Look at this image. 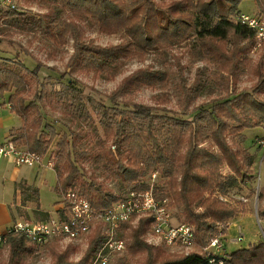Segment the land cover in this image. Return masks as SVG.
Here are the masks:
<instances>
[{
	"label": "trees",
	"instance_id": "1",
	"mask_svg": "<svg viewBox=\"0 0 264 264\" xmlns=\"http://www.w3.org/2000/svg\"><path fill=\"white\" fill-rule=\"evenodd\" d=\"M23 1H39L48 11L35 12L23 7L9 9L3 16L11 25L30 32L43 31L63 44L68 37L72 38L74 51L68 66L87 70L104 79L116 77L129 60L145 61L149 53L163 55L185 43H190L192 55L213 63L214 69L209 74L205 69H198L190 83L185 76L186 65L181 57L175 56L178 79L174 89L180 114L167 107L147 105L134 99L142 87L164 90L173 82L171 73L164 69L150 65L137 68L126 75L107 98L111 105L101 102L99 123L112 139L113 146L118 147L115 154L109 148V157L106 158L117 169L116 174L123 182L125 192L150 189L151 182L147 183L146 177L157 172L159 179L169 180L173 193L169 194L165 184L156 183V197H175L181 203L184 223L194 227L196 246L200 250L209 244L212 236L227 234L229 221L245 209L243 202L237 206L229 205L219 197L230 193L240 182L247 183L253 179L252 168L256 158L254 153L238 146L237 138H244L242 134L246 129L264 125V99L259 97L264 95L262 61L255 68L258 80L253 91H237L239 78L251 64L249 54L254 47L253 30L237 20L242 0ZM256 3L259 16L264 18V0H256ZM64 12L73 13L76 18L65 17ZM88 18L98 25L100 32L119 34L123 38L122 43L104 46L92 40L86 41L77 19ZM39 68L36 65L32 72L38 73ZM68 86L70 93L75 95L74 101L70 99V93L58 94L59 99L66 103L65 118L78 125L94 123L93 115L82 98L83 91L73 82ZM207 88L211 96L218 88L225 94L220 93L218 97L196 105ZM28 91L29 82L20 71L0 69L1 106L9 104L10 111L22 120L19 128L11 130L10 140L21 148L47 156L58 133L45 122L37 100H28ZM36 97L42 98L40 95ZM109 109H114L115 114H111ZM188 112L191 119L187 117ZM135 118L142 119V122L136 124ZM159 125L164 132L162 139L155 133ZM229 135L232 143L227 139ZM204 142L208 145H201ZM71 145H75V139L70 141L67 135L57 143V156L65 161V171L57 173L56 194L64 197L77 182L78 191L98 210L110 208L122 199L126 193H115L95 179L87 178V172L81 171L72 160L68 151ZM96 158L98 162L102 160L100 156ZM224 165L230 169L229 174L222 172ZM152 167L155 169L151 171ZM39 192L26 185L22 186L21 194L24 201L35 200L40 209ZM64 211L65 208L57 213L64 214ZM37 212L42 220L51 217L49 212ZM258 214L264 218V204ZM130 225L122 224L120 235L132 253L145 254L144 264H214L200 251L173 256L148 244L143 237L146 219H141L137 227ZM105 238L99 226L89 236L88 248L79 261L70 260L74 247L69 246L65 251H54L51 264H90L101 250ZM30 243L23 236L10 235L6 243L10 252L6 264H20V257L34 248ZM126 260V257H119L114 264H125ZM229 262L264 264V243L230 253Z\"/></svg>",
	"mask_w": 264,
	"mask_h": 264
},
{
	"label": "rangeland",
	"instance_id": "2",
	"mask_svg": "<svg viewBox=\"0 0 264 264\" xmlns=\"http://www.w3.org/2000/svg\"><path fill=\"white\" fill-rule=\"evenodd\" d=\"M15 7H23L24 10L32 9L35 12H46L48 8L39 1L24 3L23 0H0V69H16L26 76L29 82L28 100H37L39 109L45 117V122L52 125L58 133V137L55 139L47 155L54 159L55 166L50 167L47 163L40 164L44 169L51 170L47 175V180H49V182L43 190V202L46 207L51 210V212H49L51 217L55 215V212L61 204H59V201H62L63 197L58 196L53 188L56 186L57 173L59 171H65V161L60 160L57 156V143L61 137L65 135L69 136L70 141L75 139V145H71L68 151L71 153L72 160L79 169L87 172V178L91 177V180L95 179L98 184H103L105 187L112 189L115 193L125 194L127 191L125 192L126 188L123 187V182L116 174L117 169L113 165L111 166L106 158L109 157V154H107L109 148H111L112 152L115 154L118 151V147L115 146L114 148L112 139L108 137L103 126L99 123V112L102 110L100 108L101 102L106 101L107 105H111L107 98L113 93L121 80L137 68L150 65L157 69L169 71L172 75L173 82L164 90H152L142 87L136 92L134 99L139 103L147 105L167 107V109L174 111L176 114H180L181 108L178 106L174 89V83L178 79L175 56L181 57L182 63L186 65L187 69L185 71V76L189 79L190 83L194 80L198 69H205L206 73L209 74L214 69L213 63L200 60L198 57L192 55V51L190 52V43H185L182 46L170 49L163 55H160L158 52L149 53L145 61H139L137 59L129 60L123 65L121 72L116 77L113 79H104L87 70L68 66L69 59L74 51L72 38L68 37V41L63 44L59 39H53L43 31L30 32L11 25L3 16V13ZM55 7L59 6L55 5ZM239 9L241 13L259 16L256 0H242ZM63 16L76 18L73 13L69 12H64ZM77 20L86 41L92 40L104 46L120 44L123 41V38L119 34L107 35L100 32L98 25L89 18ZM249 58L251 59V64L245 69L237 83V91L240 93L253 91V85L258 80L255 74V68L259 61L263 63L262 69L264 72V47L257 51L252 47ZM36 65H39L40 68L38 73L35 74L32 70ZM71 82L75 83V86L83 91L82 98L87 103L89 112L93 115L94 123L89 126L74 124L64 116L66 103L59 99L58 94H69L70 89L68 85ZM220 93L224 95L225 91L218 88L211 96V92L207 88L197 99L196 105L216 98ZM37 95H40L42 98H37ZM69 95L70 99L74 101L75 95L72 93ZM259 97L260 99H264V95H260ZM114 111V109H109L111 114H115ZM189 112L187 117L191 119L192 115L189 114ZM128 117L132 118L131 115H128ZM141 122L142 119L135 118L136 124ZM74 133H80L81 135L76 136ZM155 133L159 139H162L164 136V132L160 128V125L155 130ZM243 135L244 138H237L238 146L244 147L255 154V164L252 168L254 176L249 182H240L230 191V193L236 195L238 199L243 197L247 202L242 200L226 202L229 203V205L235 206L243 202L245 209V212L229 221L230 223L234 220L225 236V244L229 254L238 249L259 244L262 242L264 235V218L260 217L258 214V210L264 204V199L262 198L264 192V146L259 143L260 139H264V125L257 128L246 129L243 131L242 136ZM227 139L232 143V137L230 135ZM201 145L207 146L208 143L204 142ZM97 156L102 157V160L98 162ZM154 169L155 168L152 167L150 170L152 171ZM222 172L224 174H229L230 169L224 165L222 167ZM259 173H261L262 176L260 182H258ZM151 175L152 174H149L146 177L147 183H158V185L165 184L166 188L169 189V194L173 193L168 179L165 182L163 181L164 179H159V177H157L155 181H153ZM72 188L79 190L78 183H74ZM174 198L171 197L168 199L170 200L169 203L173 212V221L174 223H184L183 206ZM26 204L27 203H24L22 206L15 207V219H27V217H30L28 219H43L38 217L39 213L37 211L42 210L38 209L37 203ZM35 207L37 208L35 209ZM26 208L29 209V211ZM140 221L130 226L137 227ZM238 226H241L245 237L241 242H234L239 235ZM143 237L148 244L155 246L159 250H164L173 256L187 255L194 251H200V248L197 246L191 249L170 248L163 243H157L156 240H152L151 242L150 239L152 238L148 225ZM88 241L77 242L76 244L60 240L49 241V243L44 245L30 243L34 248L32 251L20 257V264H51L54 251L62 252L69 246L74 247L69 258L77 262L86 252ZM9 253L8 244L0 247V264L7 263ZM119 257H126L127 260L125 264H144V258L146 256L141 252L132 253L129 246H127L125 251L114 258L112 264H114L115 260ZM90 264H92V260Z\"/></svg>",
	"mask_w": 264,
	"mask_h": 264
},
{
	"label": "built area",
	"instance_id": "3",
	"mask_svg": "<svg viewBox=\"0 0 264 264\" xmlns=\"http://www.w3.org/2000/svg\"><path fill=\"white\" fill-rule=\"evenodd\" d=\"M237 20L254 32V50L264 47V18L258 15L240 13ZM9 105V104H8ZM1 107V101H0ZM259 143L264 146V139ZM115 148V147H114ZM0 157L12 159L18 165L35 166L47 163L54 167L51 156L41 155L38 152L21 148L11 140L0 142ZM152 180L158 173H152ZM258 174V182L261 181ZM145 191L130 190L124 197L110 208L98 210L90 200L78 190L70 189L62 198L58 210L64 209V214L55 212V215L45 220L21 219L5 231H0V246L7 243L10 235L23 236L31 243L44 245L49 241L60 240L71 243L88 241L89 236L99 226L106 237L98 254L92 259V264H111L116 256L127 248L125 238L120 235L121 225L134 224L141 219L147 220L150 229V241L156 240L170 248L191 249L196 246L194 227L186 223H174L173 212L168 198L158 199L154 192V184ZM220 200L230 202L242 200L231 193L220 195ZM224 233H218L210 239L209 244L200 250L214 264H231L230 254L225 244ZM244 240L243 230L239 228L236 242ZM262 242L264 243V235Z\"/></svg>",
	"mask_w": 264,
	"mask_h": 264
},
{
	"label": "crops",
	"instance_id": "4",
	"mask_svg": "<svg viewBox=\"0 0 264 264\" xmlns=\"http://www.w3.org/2000/svg\"><path fill=\"white\" fill-rule=\"evenodd\" d=\"M21 125V118L10 111V106L8 104L0 107V142L10 140L11 130L19 128ZM49 171L51 170L44 169V167L40 165L19 166L12 159L0 157V231H5L10 228L15 221L21 220L14 218V213H16L15 207L22 206L24 203H37L35 200L24 201L21 194L22 186L28 185L31 189H38L40 191V210L51 212L43 202V190L49 182V180H47ZM53 190L55 191V187ZM36 208L37 207H35V209ZM27 210L29 211V209ZM232 222H234V220L229 223L228 230ZM239 228H241V226H238V229Z\"/></svg>",
	"mask_w": 264,
	"mask_h": 264
}]
</instances>
